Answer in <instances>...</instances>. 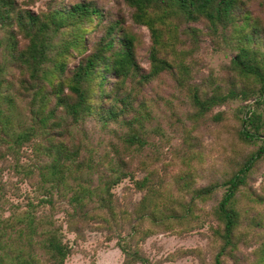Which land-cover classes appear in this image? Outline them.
I'll return each instance as SVG.
<instances>
[{
    "label": "rangeland",
    "instance_id": "obj_1",
    "mask_svg": "<svg viewBox=\"0 0 264 264\" xmlns=\"http://www.w3.org/2000/svg\"><path fill=\"white\" fill-rule=\"evenodd\" d=\"M133 1L0 0V110L13 123L0 130V221L43 196L38 169L31 179L25 172L50 158L34 147L63 142L78 151L76 161L90 160L92 168L71 171L66 186L53 191L52 205L28 209L61 230L70 248L63 264H215L223 245L216 209L226 182L261 145L241 134L252 113L260 115L264 136V94L232 65L241 48L260 66L264 61V0H235L228 17L213 23L171 11L165 0H151L138 18ZM75 4L98 13L71 16ZM28 14L38 20L29 22ZM61 18L65 23L56 27L52 21ZM44 23L46 61L33 78L18 55L26 50L27 33ZM101 48L106 64L100 59L82 84L89 112L74 121L68 112L76 102L69 90L73 75ZM127 50L134 66L117 63ZM154 67L160 70L151 75ZM194 95L217 102L202 111ZM111 112L115 119L104 122ZM40 118H49L51 141L42 135ZM4 120L0 115V125ZM30 125L37 130L32 141L12 145ZM131 131L141 141L129 147ZM119 159L134 175L108 192L103 178L111 175L109 162ZM146 176L144 187L134 186ZM231 206L237 225L221 264H264V155L245 173ZM10 244L39 264L46 260L36 243L27 248L23 240L8 241L0 247V264H15Z\"/></svg>",
    "mask_w": 264,
    "mask_h": 264
},
{
    "label": "trees",
    "instance_id": "obj_2",
    "mask_svg": "<svg viewBox=\"0 0 264 264\" xmlns=\"http://www.w3.org/2000/svg\"><path fill=\"white\" fill-rule=\"evenodd\" d=\"M151 0H134L133 5L136 8L138 18L144 17V13L146 11L147 6ZM168 2L167 8H170L171 11L176 10L180 13L184 14L187 18H192L195 16H203L208 19L211 23L213 22H222V20L228 17L230 9L235 4V0H165ZM164 12L165 9H164ZM98 10L95 8H88L86 4H75L69 9V14L71 16H77L78 18H89L93 14H97ZM29 22H36L38 18L36 16H32L30 14L27 15ZM63 18L59 22L52 21V23L56 27H61L65 22L62 21ZM48 29V25L46 23L40 24L37 27V30L33 32H28V45L26 47L25 52H20L18 58L22 62L23 65L28 68L33 78H37L42 74L39 72V67L46 61V56L43 51V32ZM152 30V29H151ZM107 35H110L111 29H108ZM154 41L157 42L156 36L154 37ZM110 41L106 42L101 46L102 48L107 46ZM127 49L130 47V42H126ZM100 49L98 52L91 56H87L84 60V63L81 64L75 74L73 75V80L70 84L69 90L72 94L76 96V102L69 107V114L74 121L83 119L86 116V113L89 112V107L86 105L87 103V93L86 90L82 87V84L87 79L90 78L94 73V69L96 68V63L98 61L103 60L106 64L105 56L103 53V57L99 55ZM104 51V50H103ZM122 56L125 58L122 62H117L120 65L126 66H134L133 59L131 57L130 50H127ZM255 59V55L249 52L245 48H241L239 53L233 58L232 65L234 69L239 71V75L241 77H253L255 81L259 84V92L260 94H264V61L260 66L257 64ZM115 63L114 65H116ZM160 70V67H154L151 70V75L156 74ZM116 71V70H115ZM118 71V70H117ZM118 73V72H116ZM37 92H40L38 88ZM194 100L200 107L202 111L209 108L213 103L211 100H205L201 102L196 95H194ZM122 101H125L123 98ZM223 100H218L222 102ZM112 116L108 114L104 119H115L116 114L111 112ZM0 115L5 117L2 125H0V130L4 129L5 124H9L12 126V121L10 120L9 114H2L0 110ZM49 117V116H48ZM49 118H40L37 121V124H41L45 130H43L42 135L47 136L49 138L50 134L46 128V122ZM260 119V115H256L252 113L249 117L244 120L245 128L241 131L245 140L254 141L260 140L261 145L258 149L250 155V157L245 161L242 167L226 182V190L225 193L220 200L218 207L216 209V216L219 222L223 225V245L216 255L215 264H221L220 258L225 252V250L232 245V233L237 225V214L232 208V202L235 196L236 191L240 187V185L244 181L245 173L252 167V165L259 160L264 155V136H260L259 128L257 126V122ZM37 130L34 125H30L28 128L24 129L20 134H16L12 137V145L14 143L20 144L22 142H31L32 138L36 135ZM52 140V135L50 136V141ZM140 139L135 131H131L126 137V144L131 147L132 145H136L140 143ZM128 147V148H129ZM130 149V148H129ZM125 149V150H129ZM34 150L38 153H42L50 158V162L45 163L42 166L37 167L36 164L30 165V169H27L25 172L27 179H31L32 171L38 169L35 179L37 184L41 186L43 189V196L40 197L37 202H30L27 205V208L24 209L21 213L16 216H11L7 218V220L0 221V237L7 236L5 241H0V247H5L9 242L22 241L26 245L27 248H31L34 243L38 245L39 249L42 250L44 256H46V260L43 259L42 264H63L65 257L69 254V247L62 242V234L61 230L57 228L50 220V218L45 216H36L35 213L29 211V208L34 207L39 204H53V191L56 190L58 192L60 187H65L67 176L70 177V172L74 171L77 173L81 167L86 169L92 168L89 165L90 160H82L76 161V157L78 155V151H73L72 149H68L67 146L61 142L56 143L54 145L50 144L45 149L38 143ZM115 153L118 155L119 152L115 150ZM119 157V156H117ZM76 163V164H74ZM111 175L103 178L105 181L103 188H106V191L109 192L113 185L117 184L123 179H131L133 178L134 172L129 170L128 163L123 162V160L119 159L117 164H112L109 162ZM148 181V176L143 178L141 181H134V186L142 188ZM83 191V190H82ZM72 200H79L77 196L72 197ZM7 227L9 229H7ZM38 236V239L35 240L34 237ZM14 237V238H13ZM15 239V240H14ZM25 241V242H24ZM13 247L12 244L8 245ZM17 244L16 249H11L15 252L12 256H10V260L15 262V264H39L40 261L33 257L31 254H26L24 248L21 249Z\"/></svg>",
    "mask_w": 264,
    "mask_h": 264
}]
</instances>
